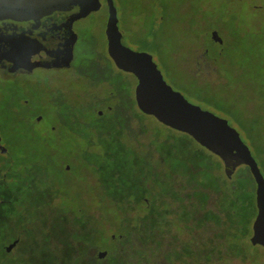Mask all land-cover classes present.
<instances>
[{
    "label": "rangeland",
    "instance_id": "1",
    "mask_svg": "<svg viewBox=\"0 0 264 264\" xmlns=\"http://www.w3.org/2000/svg\"><path fill=\"white\" fill-rule=\"evenodd\" d=\"M114 1L124 44L150 52L174 89L228 119L264 174V0ZM107 19L103 2L78 20L69 68L0 73L8 164L27 171L19 205L0 190V237L22 235L13 264H264V247L249 240L250 168L228 177L220 156L139 109L136 76L109 55ZM72 153L84 165L72 161L67 173ZM9 179L0 175V189ZM113 209L122 214L100 222L129 217L134 232L100 259L89 223Z\"/></svg>",
    "mask_w": 264,
    "mask_h": 264
},
{
    "label": "water",
    "instance_id": "2",
    "mask_svg": "<svg viewBox=\"0 0 264 264\" xmlns=\"http://www.w3.org/2000/svg\"><path fill=\"white\" fill-rule=\"evenodd\" d=\"M82 0H0V11L22 9H42L67 7ZM102 0H85L79 7L76 18H84L102 7ZM108 19L106 36L108 52L118 68L133 73L137 78L135 90L139 109L155 116L163 124L188 133L203 147L220 156L228 177H232L240 165H247L256 182V204L258 212L253 223L250 237L252 245L264 247V174L253 155L251 148L244 141L241 133L230 124L229 120L189 101L186 96L173 88L165 79L154 56L143 50L134 49L123 42V32L119 26L118 10L114 0H106ZM214 41L224 42L217 30L212 31ZM73 53L66 57L64 66H70ZM0 151H6L0 135ZM19 239L15 240L12 248ZM108 254L99 251L98 258Z\"/></svg>",
    "mask_w": 264,
    "mask_h": 264
},
{
    "label": "flooded vegetation",
    "instance_id": "3",
    "mask_svg": "<svg viewBox=\"0 0 264 264\" xmlns=\"http://www.w3.org/2000/svg\"><path fill=\"white\" fill-rule=\"evenodd\" d=\"M84 3L85 0H82L67 7L0 11L1 75L13 77L18 74H32L40 69L69 68L71 65L64 66L62 63L71 51L74 60L79 37L76 23L83 19L76 18V14ZM2 154L9 155L7 147ZM70 167L67 166V173L70 172ZM3 228H0L1 233ZM17 239V244L9 248ZM21 241V233L7 241L0 237V264L14 263L13 255Z\"/></svg>",
    "mask_w": 264,
    "mask_h": 264
},
{
    "label": "trees",
    "instance_id": "4",
    "mask_svg": "<svg viewBox=\"0 0 264 264\" xmlns=\"http://www.w3.org/2000/svg\"><path fill=\"white\" fill-rule=\"evenodd\" d=\"M145 43L146 41H143L142 44H145ZM207 53L208 51L206 50V54ZM24 101L26 100H22V102ZM77 157H78L77 153L75 154L72 153L69 157L65 158L64 161L61 162L65 171L68 165H70L73 170L72 161L75 163L74 166H77L79 168L83 167L84 165L82 162L83 160L80 159L81 161L80 162L79 157L78 158ZM77 160L81 164H79ZM8 162H9L8 156L0 152V175H2V178H4V180L10 178L8 181V184L5 185L0 190L3 192L5 197L8 194L7 198L9 199L10 205H19L21 203L19 200L22 199L21 193L23 192V182H24L23 178L27 171L21 173L20 171L13 170L11 167H9L10 164H8ZM144 205H148V203L144 202ZM120 213L121 212L119 211L117 212L116 209L108 210L107 212L104 211V217L99 218V221H97L98 219L96 220L95 218L94 221H91L90 223L88 222L90 224V231L93 233V235L94 234L97 235L102 240L101 242H103L102 246L100 247L99 246L96 247L94 245L92 247L106 249L109 252H114L117 249L118 241L125 240L128 236H130L134 232V228H135L134 225L131 222L127 223V220L129 217H126L127 219L125 218L123 222H120L118 224L116 222L111 223L108 220L106 224L100 222L101 219H104V220L111 219L112 217L117 216ZM95 243L97 244L96 241ZM113 243H115V246L113 245ZM258 254H256L257 260L259 256ZM247 259L250 260L249 258Z\"/></svg>",
    "mask_w": 264,
    "mask_h": 264
}]
</instances>
